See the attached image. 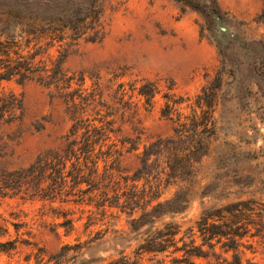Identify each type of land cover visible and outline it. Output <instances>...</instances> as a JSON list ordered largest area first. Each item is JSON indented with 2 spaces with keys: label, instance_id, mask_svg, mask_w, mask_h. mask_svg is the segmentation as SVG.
<instances>
[{
  "label": "rangeland",
  "instance_id": "374dc122",
  "mask_svg": "<svg viewBox=\"0 0 264 264\" xmlns=\"http://www.w3.org/2000/svg\"><path fill=\"white\" fill-rule=\"evenodd\" d=\"M17 1L0 0L2 40L3 34L17 26L19 29L35 26L37 21L32 20L31 14L52 12L27 4V0ZM188 1L197 7L179 0H101L104 37L100 41L53 43L46 39L41 43L50 44L44 46L47 59L56 60L62 44L69 49L65 69L77 78L85 77L87 93L93 92L100 82L104 100L112 108L108 120L115 122L110 143L114 142L122 151L116 174L123 183V177H132L141 167L145 147L177 135V113L171 117L162 114L167 102L165 94L184 98L179 107L182 122L190 125L197 111L200 130L204 126L210 129L201 136L189 129L183 133L185 147L199 140L203 142L192 174L184 179L163 174L158 177L166 167L159 163L150 183L144 179L137 182L140 191L148 192L150 185H157L161 202L178 195L189 201L184 213L166 216L157 224L159 228L170 222L180 224L183 227L179 237L185 236L204 210L250 200L264 202V0ZM206 3L213 10L210 14L200 9ZM35 43L31 42L30 47ZM68 43L74 44L67 47ZM146 82H154L159 89L151 107L139 95ZM76 88L75 84L73 89ZM0 94H13L23 100L22 121L5 129L10 139H6L3 151L6 156L0 157V167L10 170L27 167L40 153L61 145L72 121L54 88L36 81L20 83L12 79L0 82ZM207 101L212 107L207 106ZM129 139L134 142L122 143ZM52 208L60 211L54 212ZM90 211H97L94 204L2 198L0 233L4 234L3 230L7 233L0 236V243L16 240L19 243L17 250L1 255L0 264H28L27 256L36 251L22 245V240L36 242L49 253H55L65 244L87 240L90 231L104 229L102 224L107 221L118 224L119 229L129 228L131 210L113 208L111 212L116 219L108 218L86 232ZM66 212L75 221V230L70 235L57 227L64 221L59 214ZM139 215L141 211L136 209L135 217ZM97 218L102 220L100 216ZM14 224L22 225L19 231ZM111 246L101 244L99 249ZM135 248L133 245L128 253ZM241 250L245 260L264 264L260 252L253 254L244 247ZM217 252H221L220 246ZM196 263L207 261L198 259ZM29 264H35V260Z\"/></svg>",
  "mask_w": 264,
  "mask_h": 264
},
{
  "label": "trees",
  "instance_id": "16d2710c",
  "mask_svg": "<svg viewBox=\"0 0 264 264\" xmlns=\"http://www.w3.org/2000/svg\"><path fill=\"white\" fill-rule=\"evenodd\" d=\"M100 1L27 0V4L52 11L51 14H31L32 20L37 21L35 26L28 29L17 26L15 30L3 34L4 40L0 39V82L12 79L20 83L36 81L54 88L66 104L72 121L61 145L40 153L29 166L15 170L0 167V200L12 196L50 204H94L97 211H90L85 224L86 232L108 218L116 219L111 212L113 208L131 210L129 228L119 229L118 224L107 221L102 224L104 229L90 231L87 240L82 242L78 239L74 244H65L55 253H49L36 242L22 240V245L36 251L27 256L26 262L29 264L34 259L35 264H197L196 260L202 259L207 264H259L245 260L241 248L264 255V202L250 200L204 210L185 236L179 237L183 227L180 224L170 222L162 228L157 224L166 216L184 213L189 201L180 199L178 195L161 202L162 195H158L157 185H150L148 192L137 189V182L142 179L150 183L149 178L156 173L159 163L166 167L157 174L158 177L163 174L168 178L184 179L192 174L199 162L203 142L199 140L185 147L182 136L187 129L196 136L209 133L210 129L204 126L200 130L202 124L197 111H194L190 125L181 121L179 107L184 98H176L175 94L164 95L167 102L162 114L171 117L177 113V135L159 139L145 147L141 167L132 177H123V183L116 174L122 151L117 144L110 143L115 133V122L108 120L112 117V108L104 100L100 82L96 83L97 88L93 92L87 93L85 77L77 78L65 69L70 52L64 44L56 60L45 58L44 46L50 44L41 43L46 39H51L53 43L81 39L96 42L104 37L100 24ZM179 1L197 7L188 0ZM200 9L207 14L213 11L207 3ZM31 42H36L32 48ZM75 84L78 88L73 89ZM158 93L154 82H146L139 89V95L145 98L149 107L154 105ZM206 103L209 108L212 107L211 102ZM22 112V99L13 94H0V157L6 156L3 151L7 147L6 139H10L5 135V129L21 122ZM127 142L133 143L134 140L122 143ZM131 149L135 150L134 146ZM129 181L132 184H128ZM136 209L141 211L138 217H135ZM52 210L60 211L58 208ZM59 215H63L64 221L57 227L64 228L66 235H70L75 230V221L68 218L67 212ZM97 216L102 220H98ZM14 226L17 231L22 227L20 224ZM3 231L0 236L7 233ZM198 240L201 244H197ZM18 243L17 240L0 243V258L2 254L17 250ZM106 243L112 246L100 250L99 246ZM133 245L136 248L128 253ZM218 246L220 253L217 252ZM105 254L109 256L104 257Z\"/></svg>",
  "mask_w": 264,
  "mask_h": 264
}]
</instances>
